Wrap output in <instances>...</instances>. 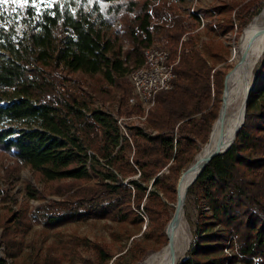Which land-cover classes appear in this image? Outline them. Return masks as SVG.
Returning a JSON list of instances; mask_svg holds the SVG:
<instances>
[{
    "label": "trees",
    "instance_id": "trees-1",
    "mask_svg": "<svg viewBox=\"0 0 264 264\" xmlns=\"http://www.w3.org/2000/svg\"><path fill=\"white\" fill-rule=\"evenodd\" d=\"M10 1L0 3V158L11 161L1 163L0 187L20 167L29 168L46 195L62 198L37 207L47 228L91 217L139 229L142 211L148 218L143 234L158 236L160 249L168 242L164 227L177 180L218 117L231 67L226 46L215 37L201 39L199 17L191 13L188 21L179 0H52L28 6L24 16ZM252 5L225 3L204 17L219 16L214 26L223 34L237 23L239 36L260 10ZM147 48L166 50L176 61L172 87L157 92L144 128L127 125L122 132L113 113H140L138 104L128 103L134 95L129 73L142 64ZM25 192L37 196L30 184ZM188 193L205 209L179 264H264V53L242 126ZM0 202H11L7 189H0ZM29 227L23 208L1 207L0 264H20ZM230 237L231 257L224 251ZM78 248L93 253L83 264H107L114 256L105 244L72 237L48 246L33 263L72 264Z\"/></svg>",
    "mask_w": 264,
    "mask_h": 264
},
{
    "label": "rangeland",
    "instance_id": "rangeland-1",
    "mask_svg": "<svg viewBox=\"0 0 264 264\" xmlns=\"http://www.w3.org/2000/svg\"><path fill=\"white\" fill-rule=\"evenodd\" d=\"M51 1L52 0H28V3H23L22 0H11L10 4L12 5L11 7L15 11V14L19 16H24L26 15V9L28 6L39 8L43 4H48ZM233 2L239 3L238 7L250 2L253 3L252 6L254 8L257 7V5H261L258 13L264 7V0H179L177 2L180 12L183 13L188 18V21H192L193 19L190 16L191 13H195L199 17V27L196 30L198 29L202 30L201 39H207L208 37H215L220 41H222L224 46H226L228 50L227 61L231 66L229 71L235 65L233 54L240 40L241 34L247 25L242 29V32L239 36L236 35L238 32L237 23L233 31H229L223 34L218 32L217 29L215 28L216 26H214L217 23L219 16L213 15L212 18L210 19L205 18L204 11L212 10L213 8L224 5L225 3H233ZM235 10L231 11L230 13V16L232 18H234L235 16ZM255 15H253V17ZM207 24L210 25V27L207 29L203 28V26ZM113 27L114 29H117L119 27V22L116 21L113 24ZM182 39L185 38L183 37ZM147 49H156V48H147ZM259 63L253 71L251 78V85L254 76L257 73ZM147 113H145L140 108L139 114L117 115V113L114 112L113 116L117 121L119 120L121 129L125 127V131H126L127 125H134L144 128V122ZM149 133L154 134L155 132L153 131ZM1 163L7 166L8 164L11 163V161L0 158V175H4V169L2 168ZM3 183L1 184L0 189L8 190L9 194L11 195V202L10 203L0 202V209L1 207H5L7 205H9L13 209V211L23 208L30 220V227L27 230V232L23 234L24 247L22 249L21 254L18 257L19 259L18 261L20 264H34L33 261L35 255L44 254L46 253L48 246L56 245L60 241L67 240L72 237H83L91 242H97L107 245L110 251L114 254V256H112L109 259L107 264H114L116 262L117 256L123 254L127 248L133 245L134 242H138L139 245L135 246V248H133L131 252L125 254L123 256V259L119 262L120 264H132L131 261L136 256H138L142 250H146L145 257L149 253L153 251H157L155 250V248L159 244V237L155 235L145 236L143 234V231L145 232L148 231V218L146 215H144V213H142V211H140V214L143 217V223L141 224L139 229L133 228L130 225H126V227L120 226L117 225V223H114L107 219L91 218V217H79L76 219L65 221L60 225H58L56 228H47L44 225L45 219L40 215V213L37 210V207L43 204L44 202H48L52 199L59 200L62 198L55 195H46L44 193L43 185L37 182L34 173L29 168L26 167H20L13 179H11L7 183L5 182V184ZM26 184H30L31 187L36 190L37 196L32 198L26 194L25 192ZM175 202L169 204L170 207L173 208L172 213L174 210ZM185 209H186V216L191 227V234L193 241L194 231L196 230L198 213L200 210L205 209V205L203 201L200 202L197 201V198L193 194L188 193ZM165 227H164V232H165ZM128 234H130L131 236L127 237ZM133 240L134 242H132ZM0 256L1 257L4 256V245L1 241V238H0ZM88 258H93V253L89 250L78 248L76 254H74L72 264H83L82 259H88ZM63 264H69V263L67 261H64ZM236 264H242V263L237 262Z\"/></svg>",
    "mask_w": 264,
    "mask_h": 264
},
{
    "label": "bare ground",
    "instance_id": "bare-ground-1",
    "mask_svg": "<svg viewBox=\"0 0 264 264\" xmlns=\"http://www.w3.org/2000/svg\"><path fill=\"white\" fill-rule=\"evenodd\" d=\"M264 53V7L243 30L235 48V65L226 79L221 118L217 120L208 141L199 149L194 160L182 172L177 185L174 204L175 223L166 226L170 243L149 253L138 264H175L186 255L191 241V227L186 216L187 194L190 182L196 177L208 156L225 148L234 140L235 129L243 119V105L251 86L254 69Z\"/></svg>",
    "mask_w": 264,
    "mask_h": 264
},
{
    "label": "built area",
    "instance_id": "built-area-1",
    "mask_svg": "<svg viewBox=\"0 0 264 264\" xmlns=\"http://www.w3.org/2000/svg\"><path fill=\"white\" fill-rule=\"evenodd\" d=\"M168 57L166 50L146 49L142 64L129 73V80L134 91V95L129 98V103L138 104L145 113L154 105L157 92L172 87L175 76L173 66L176 61L170 62ZM117 124L120 127L119 120ZM121 131L126 132L125 127ZM231 239L233 238L228 239L224 249L230 257L236 254L229 248Z\"/></svg>",
    "mask_w": 264,
    "mask_h": 264
},
{
    "label": "water",
    "instance_id": "water-1",
    "mask_svg": "<svg viewBox=\"0 0 264 264\" xmlns=\"http://www.w3.org/2000/svg\"><path fill=\"white\" fill-rule=\"evenodd\" d=\"M230 71H231V70H230ZM230 71H228V72L226 73V75H225V79H224V83H223V93H224L225 90H226V79H227V77H228ZM250 89H251V86H250V87L248 88V90H247V93H246V94H247V96H246V100H247V98H248V93H249ZM221 100H222V103H221V106H220V109H219V112H218L217 120H219V119L221 118V110H222V107H223V94H222ZM246 100L244 101V105H243V119H242L241 123L237 125V127H236V129H235V134L238 132V130L240 129V127L242 126L243 121H244V114H245ZM217 120H216V121H217ZM216 121H215V122H216ZM215 122L213 123V126H214ZM213 126H212V129H213ZM212 129H211V131H212ZM210 133H211V132H210ZM234 138H235V135H234ZM232 142H233V141H232ZM232 142H231L230 144H228L227 147L222 148V149H219V150H217V151H214L213 153H211V154L208 156V158H207L205 164H203V166L201 167L200 171L197 173L196 177L190 182V185L195 181V179L198 177V175L200 174V172L204 169V167L206 166V164H207L211 159H213L215 156H217V155H221V154L225 153V152L228 150V148L230 147V145L232 144ZM179 178H180V176H179ZM179 178H178V180H179ZM177 185H178V181H177ZM177 185H176V200H177ZM173 212H174V211H173ZM175 221H176V219H175V213H172V216H171L169 222L167 223V225H169V224L173 225V224L175 223ZM167 225H166V226H167ZM165 233H166V235H167V239H168V242H167V243L169 244V243H170V237H169V235H168L167 232H166V227H165ZM184 258H185V256L182 258V260H183ZM182 260H180L178 263H175V264H179Z\"/></svg>",
    "mask_w": 264,
    "mask_h": 264
},
{
    "label": "snow or ice",
    "instance_id": "snow-or-ice-1",
    "mask_svg": "<svg viewBox=\"0 0 264 264\" xmlns=\"http://www.w3.org/2000/svg\"><path fill=\"white\" fill-rule=\"evenodd\" d=\"M5 2V0H0V3ZM23 3H28V0H22Z\"/></svg>",
    "mask_w": 264,
    "mask_h": 264
}]
</instances>
